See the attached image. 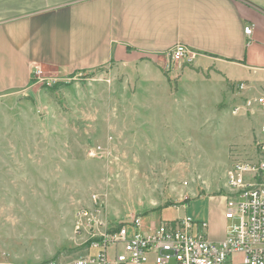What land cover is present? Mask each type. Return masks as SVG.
<instances>
[{
  "label": "rangeland",
  "instance_id": "374dc122",
  "mask_svg": "<svg viewBox=\"0 0 264 264\" xmlns=\"http://www.w3.org/2000/svg\"><path fill=\"white\" fill-rule=\"evenodd\" d=\"M256 56L264 65L262 45ZM49 71L0 95V263L83 256L75 215L96 208L95 195L114 226L192 217L199 205L188 202L226 196L227 171L255 158L264 117L232 110L264 94V73L200 57L171 65L167 55Z\"/></svg>",
  "mask_w": 264,
  "mask_h": 264
},
{
  "label": "crops",
  "instance_id": "0c3cea01",
  "mask_svg": "<svg viewBox=\"0 0 264 264\" xmlns=\"http://www.w3.org/2000/svg\"><path fill=\"white\" fill-rule=\"evenodd\" d=\"M250 25L252 38L244 32ZM177 44L264 73L256 56L264 0H0V95L28 90L37 68L63 77L159 58ZM191 206L189 217L208 224L210 240L229 236L226 196L203 194Z\"/></svg>",
  "mask_w": 264,
  "mask_h": 264
},
{
  "label": "built area",
  "instance_id": "2783aa9c",
  "mask_svg": "<svg viewBox=\"0 0 264 264\" xmlns=\"http://www.w3.org/2000/svg\"><path fill=\"white\" fill-rule=\"evenodd\" d=\"M254 27L245 28L248 38H252ZM163 55L171 65L192 63L198 58L184 44L175 45ZM35 71L39 75L44 72L41 68ZM239 89L246 91L249 87L243 83ZM232 113H259L264 117V94L244 100ZM254 142L255 158L236 162L226 173V216L234 223L225 240H210L205 233L208 224L189 216L171 224L148 225L143 218L135 217L114 226L96 209L99 201L95 195L96 208H83L75 215L74 232L84 241V255L40 264H264V124Z\"/></svg>",
  "mask_w": 264,
  "mask_h": 264
},
{
  "label": "trees",
  "instance_id": "16d2710c",
  "mask_svg": "<svg viewBox=\"0 0 264 264\" xmlns=\"http://www.w3.org/2000/svg\"><path fill=\"white\" fill-rule=\"evenodd\" d=\"M187 204H190V202H188Z\"/></svg>",
  "mask_w": 264,
  "mask_h": 264
}]
</instances>
